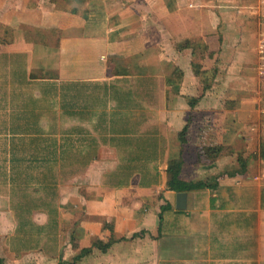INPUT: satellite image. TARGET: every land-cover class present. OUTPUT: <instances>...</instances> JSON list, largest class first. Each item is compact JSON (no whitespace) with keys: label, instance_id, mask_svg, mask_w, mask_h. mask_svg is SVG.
<instances>
[{"label":"crops","instance_id":"0c3cea01","mask_svg":"<svg viewBox=\"0 0 264 264\" xmlns=\"http://www.w3.org/2000/svg\"><path fill=\"white\" fill-rule=\"evenodd\" d=\"M1 29L0 264H264V0H0Z\"/></svg>","mask_w":264,"mask_h":264},{"label":"trees","instance_id":"16d2710c","mask_svg":"<svg viewBox=\"0 0 264 264\" xmlns=\"http://www.w3.org/2000/svg\"><path fill=\"white\" fill-rule=\"evenodd\" d=\"M8 33V32H7ZM186 132L184 131L181 134V140L184 142V136ZM243 166V165H242ZM246 164H244V167L241 169L236 170L235 174L242 173L243 168H245ZM182 164L180 161L171 162L169 170L174 173V180L171 183V189L175 191H191V190H202L206 188H213L216 189L218 184H212L210 180L207 181H201V182H193V183H185L179 180L180 172H181ZM101 245V244H100ZM103 247V246H102ZM107 245L103 248L106 249Z\"/></svg>","mask_w":264,"mask_h":264},{"label":"water","instance_id":"95a60500","mask_svg":"<svg viewBox=\"0 0 264 264\" xmlns=\"http://www.w3.org/2000/svg\"><path fill=\"white\" fill-rule=\"evenodd\" d=\"M177 208L179 210H185L187 208V194L182 192L178 195Z\"/></svg>","mask_w":264,"mask_h":264},{"label":"rangeland","instance_id":"374dc122","mask_svg":"<svg viewBox=\"0 0 264 264\" xmlns=\"http://www.w3.org/2000/svg\"><path fill=\"white\" fill-rule=\"evenodd\" d=\"M44 1V0H43ZM46 1H48V0H46ZM61 1V0H60ZM44 4L46 5V2H44ZM4 32V30L3 29H1L0 30V32ZM6 33V32H5ZM262 146H264V136H263V138H262ZM264 148V147H263ZM242 153V155H241V157L243 158L244 157V155H248V154H245V152H241ZM252 154V153H251ZM249 159H250V157H248ZM238 170V169H237ZM63 172V171H62ZM62 172L61 171H59L58 170V175H59V177H61L62 178Z\"/></svg>","mask_w":264,"mask_h":264}]
</instances>
